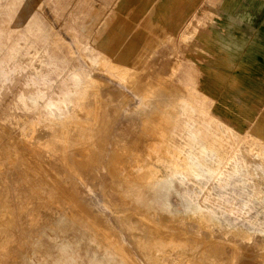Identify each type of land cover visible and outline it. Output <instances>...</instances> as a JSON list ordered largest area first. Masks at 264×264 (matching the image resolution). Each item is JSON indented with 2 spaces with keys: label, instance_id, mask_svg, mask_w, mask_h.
<instances>
[{
  "label": "bare ground",
  "instance_id": "bare-ground-1",
  "mask_svg": "<svg viewBox=\"0 0 264 264\" xmlns=\"http://www.w3.org/2000/svg\"><path fill=\"white\" fill-rule=\"evenodd\" d=\"M19 13L31 20L30 3L22 0ZM224 15L228 27L243 17L230 8ZM156 22L147 16L116 60L92 59L140 102L129 105L122 92L113 101L99 78L81 81L80 73L74 88L82 89L62 99L64 109L46 101L47 114L24 121L0 101V264H264V213L259 227L240 223L252 221L257 205L264 209V148L207 107L200 69L181 53L185 37L160 35L169 41V63L164 53L143 59ZM250 50L232 71L264 91L263 80L249 79ZM225 68L222 79L238 102L240 94L264 98L240 89ZM238 184L256 201L245 214L226 216L215 198ZM88 187L99 189L110 215L91 205Z\"/></svg>",
  "mask_w": 264,
  "mask_h": 264
},
{
  "label": "rangeland",
  "instance_id": "rangeland-1",
  "mask_svg": "<svg viewBox=\"0 0 264 264\" xmlns=\"http://www.w3.org/2000/svg\"><path fill=\"white\" fill-rule=\"evenodd\" d=\"M21 1L0 0V101L13 115L28 121L39 111L47 114L48 109L43 106L46 101H51L52 107L64 109L62 99L72 97L75 89L74 73L82 75L81 81L99 78L107 91H113L110 96L113 101L115 94L122 92L129 105L140 102L132 88L107 71H101L92 59L103 54L116 60V50L129 43L133 31L141 28L149 16L152 21H158L154 26L157 37L154 36L156 40L145 54L140 49L143 59L154 61L164 53L163 61L169 63L173 60L166 52L169 41L160 35L172 31L175 38L185 37L181 53L200 69L197 85L207 93V107L224 115L235 130L257 139L264 148V98L257 102L240 94L241 102H238L227 79H222L226 66L227 77L229 75V80L240 89L264 95V91L242 84L232 71L233 66L243 60L250 44L249 57L254 69L249 79L264 81V0H246L250 5H244L243 0H220L217 5L213 4L217 0H24L30 3L31 20L20 15ZM172 3H178V8L171 10ZM228 8L243 16L240 22H231L229 27L223 23ZM247 16L253 24L251 27ZM35 24L39 25L38 30L33 28ZM223 44L235 49L228 50ZM29 55H33L32 59L25 58ZM226 56L228 62L225 63ZM41 60L43 64H39ZM230 60L233 65L229 64ZM32 96H39V101L34 103ZM5 124L13 126L11 120ZM239 188L232 191V195L226 194L224 199L215 198L226 216L234 209L245 214L246 205L250 207V203L256 201L252 195L244 193L245 188ZM89 189L91 205L110 215L99 189ZM251 210L255 212L250 217L252 221L240 222L250 229L262 225L260 217L264 213L261 205Z\"/></svg>",
  "mask_w": 264,
  "mask_h": 264
}]
</instances>
